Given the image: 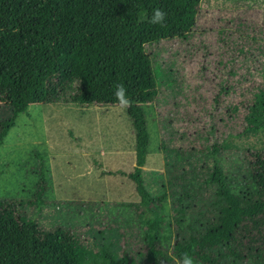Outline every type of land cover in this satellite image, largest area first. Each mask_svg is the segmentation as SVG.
Returning a JSON list of instances; mask_svg holds the SVG:
<instances>
[{"label": "trees", "instance_id": "1", "mask_svg": "<svg viewBox=\"0 0 264 264\" xmlns=\"http://www.w3.org/2000/svg\"><path fill=\"white\" fill-rule=\"evenodd\" d=\"M199 1L0 0V104L9 111L0 120V146L29 104H122L115 95L122 84L127 100L123 105L134 130V165L128 172L109 173L129 178L138 195L130 205L143 225L138 252L142 264H178L185 253L197 264H264V149L251 151L249 141L264 131V20L237 18L216 31L218 45L229 54L222 65L232 82L220 78L213 103L228 91L236 92L239 99L230 109L241 123L235 132L221 133L212 147L236 148L244 140L255 190L233 192L214 161L205 179L214 187L209 213L199 228L189 226L186 235L177 228L170 244L159 214L166 193L151 195L142 177L149 144L144 104L162 98L161 103L173 106L158 119L162 149L171 150L169 146L185 136L174 125L178 103L173 100L181 91L177 72L159 49L149 54L146 49L160 43L188 45L197 26ZM155 8L167 14L162 26L149 22ZM213 131L211 126L209 132ZM36 155L33 198H0V264H134L129 255L118 256L108 245L89 247L74 228H42L20 212L25 204L40 208L47 203L44 162ZM173 210L176 222H181L186 208L174 203Z\"/></svg>", "mask_w": 264, "mask_h": 264}, {"label": "rangeland", "instance_id": "2", "mask_svg": "<svg viewBox=\"0 0 264 264\" xmlns=\"http://www.w3.org/2000/svg\"><path fill=\"white\" fill-rule=\"evenodd\" d=\"M237 18L264 20V0H200L197 26L188 45L160 43L146 49L148 54L159 49L181 85L180 95L173 100L178 103L174 125L185 136L169 146L171 150L161 147L158 119L171 113L173 106L161 103L162 98L159 103L143 105L150 140L142 177L151 195L166 193L159 214L170 244L177 228L186 235L189 226L199 228L209 213L214 187L205 179L214 161L222 167L233 192L255 190L248 176L245 141L236 148L212 147L221 133L235 132L241 123L239 114L230 109L239 99L236 92L228 91L213 103L220 78L232 82L228 68L222 65L229 54L218 45L216 31ZM8 113L0 104V120ZM211 126L213 132H209ZM249 141L251 151L263 150L264 131ZM36 153L44 162L47 189L43 198L47 203L40 208L25 204L20 212L42 228H74L89 247L105 244L116 255L125 253L134 264H142L138 252L143 245V225L130 205L138 196L126 176L109 173L130 171L134 164V130L126 106L29 104L0 146V198H33L38 180ZM174 203L186 208L179 223Z\"/></svg>", "mask_w": 264, "mask_h": 264}, {"label": "clouds", "instance_id": "3", "mask_svg": "<svg viewBox=\"0 0 264 264\" xmlns=\"http://www.w3.org/2000/svg\"><path fill=\"white\" fill-rule=\"evenodd\" d=\"M166 12L160 8H155L153 9L151 18H150V23L153 25H163L166 19ZM115 95L117 97V99L122 103V104H127V100H126V89L124 88V86L121 85H117L116 86V92ZM178 264H194V259L193 257H191L190 255H188L187 253H185L183 255V259L181 261H178Z\"/></svg>", "mask_w": 264, "mask_h": 264}, {"label": "crops", "instance_id": "4", "mask_svg": "<svg viewBox=\"0 0 264 264\" xmlns=\"http://www.w3.org/2000/svg\"><path fill=\"white\" fill-rule=\"evenodd\" d=\"M150 140V139H149ZM148 153V152H147ZM147 157V156H146ZM134 165V164H133ZM143 168V167H142ZM121 170V169H120ZM124 171V170H123ZM128 172V171H127ZM129 179V178H128ZM130 180V179H129ZM131 181V180H130ZM132 182V181H131ZM134 186V185H133ZM138 196V195H137Z\"/></svg>", "mask_w": 264, "mask_h": 264}]
</instances>
